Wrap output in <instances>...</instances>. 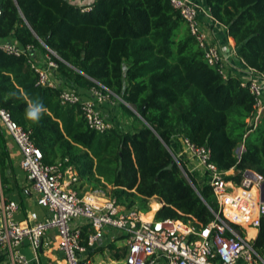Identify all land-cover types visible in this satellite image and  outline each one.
Masks as SVG:
<instances>
[{
  "label": "trees",
  "instance_id": "trees-1",
  "mask_svg": "<svg viewBox=\"0 0 264 264\" xmlns=\"http://www.w3.org/2000/svg\"><path fill=\"white\" fill-rule=\"evenodd\" d=\"M204 2L233 38L237 55L264 72V0ZM182 24L169 0H94L86 6L69 0H0V42L30 44L35 54L47 51L43 42L56 52L54 71L65 84L82 90L100 84L123 100L120 105L138 125L130 130L90 129L77 104L60 102L61 84H36L27 56L1 48L0 105L30 130L45 163L66 159L63 167L71 165L78 179L96 175L126 209L136 199L156 198L163 205H156L155 219L206 225L218 206L209 185L198 181L180 159L196 192L173 161L180 138L208 146L219 170L236 171L227 179L238 182L246 168L264 177V114L255 126L247 123L254 112L253 96L237 75L223 80L207 64ZM35 102L47 109L38 123L25 115ZM6 137L0 127L4 192L10 189H4L9 176L15 177ZM241 144L244 149L237 157ZM23 192L18 189L21 205ZM91 231L89 225L81 227L82 245ZM252 244L264 252V216ZM113 255L119 260L125 251Z\"/></svg>",
  "mask_w": 264,
  "mask_h": 264
},
{
  "label": "built area",
  "instance_id": "built-area-1",
  "mask_svg": "<svg viewBox=\"0 0 264 264\" xmlns=\"http://www.w3.org/2000/svg\"><path fill=\"white\" fill-rule=\"evenodd\" d=\"M169 2L179 12L207 64L223 80L229 75H237L240 85L253 96L254 112L247 123L255 126L264 114V72L247 65L237 55L235 47L229 49L228 45L211 40V25L219 24L225 30L226 27L212 16L204 1ZM88 9L87 6L82 10ZM43 46L47 51L39 61L30 44L23 47L14 41L0 42V48L6 53L27 56L36 73V84L55 87L57 84L51 71L57 68L52 55H57L54 50ZM116 98L100 84L87 90L66 85L59 93L60 102L77 104L87 126L98 132L114 127L105 117L103 106L114 105ZM0 127L17 147L19 167L35 191L36 203L46 211L42 218L36 212L28 211L23 219L16 220L14 215L19 204L7 198L0 189V264H30L21 251L24 243L29 245L40 264L38 252L44 244H49L46 233L50 230L54 232L50 244L62 252L67 264H95L85 253L100 244L105 229L116 230L124 237L126 251L122 264H264V252L256 251L252 244L255 237L247 231H257L260 218L264 216V200L261 199L264 177L253 169H244L238 182L227 179L226 176L235 174V171L219 170L210 160L208 146L180 138V149L174 159L180 166V159L186 166L185 159L193 161L188 170L191 173L199 171L203 183L211 188L218 210L213 211L214 219L206 225L172 218H145L144 213L136 208L126 209L120 205L104 186L78 191L75 188L78 174L71 165L63 167L66 159L45 163L30 130L15 122L1 105ZM116 127L125 130L119 125ZM243 149V144L235 149L237 157ZM76 221L92 229L86 245L80 243L81 228Z\"/></svg>",
  "mask_w": 264,
  "mask_h": 264
},
{
  "label": "crops",
  "instance_id": "crops-1",
  "mask_svg": "<svg viewBox=\"0 0 264 264\" xmlns=\"http://www.w3.org/2000/svg\"><path fill=\"white\" fill-rule=\"evenodd\" d=\"M69 1L76 4V5H89L94 0H69ZM200 1L203 3L204 0H200ZM209 30H210V35H211L210 37H211V40L213 42L228 45L229 49H233L235 47L233 38L227 34V32L223 26H221L219 24L211 25ZM44 54H45L44 52L37 51V53H36L37 60L41 61ZM51 76H52V78H54L57 85L61 84L62 87L69 85L67 83L65 84L66 81H64L62 78H60V76L54 70L51 71ZM111 108H112V110H115V107H113V105L103 106L104 115L109 120L115 119L114 114H116V112H114L112 114L113 116L111 117V115H110ZM131 117L129 118L131 123L127 125L128 129H133V127L135 125H138V122L134 120V117L133 116H131ZM6 139H7V143H8V146L10 148V152H11L13 167H14V171H15V173H14L15 177L12 178L11 176H9V178H8L9 183H7V184L8 185L12 184V187L8 186L7 184L4 185V189L10 188L8 191L4 192L1 184H0V189L3 191L4 195L7 198L15 200L19 204V209L14 215V218L16 220L23 219L27 215L28 211H34L37 213V216L39 218H42L43 216L46 215V211L36 203L35 191L32 189L30 181L27 179L25 172L22 171L19 167V158H20L19 157L20 156L19 151L9 137H6ZM185 160L187 162L188 169L192 168L193 161L189 162L187 159H185ZM198 173H199V171L196 170V172H193L192 174H194L196 176V179L198 181L203 182L202 178L199 176ZM78 184H79V182L76 185H78ZM18 189H22L24 191L22 193L23 194V204L22 205L20 204V197L18 195ZM80 190H84V188L79 189L78 191H80ZM158 206H159V204H158ZM155 211H153L151 213L150 218L154 217ZM80 223L81 222H79V221L75 222V224H77V226L79 225V227L81 228L83 226V224L80 225ZM251 230H253L252 235L255 237L257 234V231L254 229H251ZM53 234H54L53 230H50L46 233V236L48 238L47 241L49 240V244L51 243V241L53 239ZM121 243H122V245H124L123 251H126V244H125V240H124L123 235H121L119 232H116L114 230L105 229L104 235L100 241V244L91 250L89 249L85 253V256L88 257L95 264H114L113 263L114 262L113 257H111L112 255L110 253V250H113L115 247H118ZM46 244H44L43 247L38 252L40 264H48V263H51V264H67V262L63 259L62 252L60 250H57L55 248V245L52 244L53 246L51 247V244L50 245L49 244L46 245ZM106 244L108 247H107V249H105L106 251H104V253L109 252V254H105L106 260L101 259L100 261H96V251L101 250V249H99L100 246L106 245ZM21 251L29 259L30 264H38L37 259L34 258L33 251L31 250V248L29 247V245L27 243H24L22 245Z\"/></svg>",
  "mask_w": 264,
  "mask_h": 264
},
{
  "label": "rangeland",
  "instance_id": "rangeland-1",
  "mask_svg": "<svg viewBox=\"0 0 264 264\" xmlns=\"http://www.w3.org/2000/svg\"><path fill=\"white\" fill-rule=\"evenodd\" d=\"M184 25H185V23L182 24V26H184ZM121 102L122 101L119 98L115 99L114 105H113V107H115V110H112V108H111L110 115L112 117L113 116L112 114L114 112H116V114H114V118L115 119L111 120V122L114 124V126H118L119 125L122 129L126 130V129H128L127 125L131 123L130 119H129L131 116H130V114L128 112H126L122 108V106L120 105ZM128 105H129L128 108L134 113L133 110H135V108L132 105H130V104H128ZM134 114H136V113H134ZM128 130H130V129H128ZM78 182H79V184L75 185V188L77 190L82 189V188L88 189L90 187H95L97 185H103V184H101L100 178H98L96 175H90L89 177H85V178L79 179ZM8 186L12 187V184L8 185ZM157 204H159V206H160L161 202H159L156 198H150L148 201H144V200H141V199H136L134 208H136L137 210H139L142 213H144V217L145 218H150L151 213L156 210L155 207H156ZM102 246H100L101 250L96 251V261H100L101 259L102 260H104V259L106 260L105 254H109V252L104 253V251H106L105 249H107V247H108L107 244L106 245H102ZM123 247H124V245H122V243H121L118 247H115L113 250H110V253L112 255L111 257H113V261H114L113 263L114 264H122L123 258L117 260V259L114 258L115 255H113V254L122 252L123 251Z\"/></svg>",
  "mask_w": 264,
  "mask_h": 264
},
{
  "label": "clouds",
  "instance_id": "clouds-1",
  "mask_svg": "<svg viewBox=\"0 0 264 264\" xmlns=\"http://www.w3.org/2000/svg\"><path fill=\"white\" fill-rule=\"evenodd\" d=\"M47 111L44 105L40 102L32 103L28 106L26 111V118L34 123H38L42 115Z\"/></svg>",
  "mask_w": 264,
  "mask_h": 264
},
{
  "label": "water",
  "instance_id": "water-1",
  "mask_svg": "<svg viewBox=\"0 0 264 264\" xmlns=\"http://www.w3.org/2000/svg\"><path fill=\"white\" fill-rule=\"evenodd\" d=\"M42 42V41H41ZM42 44H44L43 42H42ZM128 107H129V105L128 104H126ZM134 111V113H136V115H137V111L136 110H133ZM173 161L178 165V167H179V169H180V171L182 172V175L185 177V179L189 182V184L192 186V188L196 191V187L194 186V184L192 183V181L190 180V178L188 177V175H187V173L184 171V169L179 165V163L175 160V159H173ZM234 173H236V171L234 172ZM197 192V191H196ZM261 199L262 200H264V180H263V182H262V184H261ZM163 205V204H162ZM161 207V206H160ZM159 208V207H158ZM41 249V248H40ZM39 249V250H40Z\"/></svg>",
  "mask_w": 264,
  "mask_h": 264
},
{
  "label": "bare ground",
  "instance_id": "bare-ground-1",
  "mask_svg": "<svg viewBox=\"0 0 264 264\" xmlns=\"http://www.w3.org/2000/svg\"><path fill=\"white\" fill-rule=\"evenodd\" d=\"M53 245H51V247H52Z\"/></svg>",
  "mask_w": 264,
  "mask_h": 264
}]
</instances>
